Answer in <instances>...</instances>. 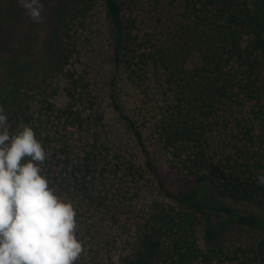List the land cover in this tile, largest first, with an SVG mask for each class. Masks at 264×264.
I'll list each match as a JSON object with an SVG mask.
<instances>
[{
	"label": "trees",
	"instance_id": "obj_1",
	"mask_svg": "<svg viewBox=\"0 0 264 264\" xmlns=\"http://www.w3.org/2000/svg\"><path fill=\"white\" fill-rule=\"evenodd\" d=\"M144 5L157 14L153 29L138 22ZM164 5L175 11L167 22ZM101 10L112 61L141 114L126 113L112 93L107 105L144 160L138 166L120 141H76L77 131L73 141H40L54 149L44 174L77 212L76 264H264V0H56L41 23L0 0V106L11 131L28 124L42 135L35 121L54 113L50 98L64 78L69 102L82 93L70 71L76 25ZM60 114L44 137L83 125L70 107ZM153 155L172 184L191 189L170 192ZM147 179L158 197L140 206Z\"/></svg>",
	"mask_w": 264,
	"mask_h": 264
},
{
	"label": "clouds",
	"instance_id": "obj_2",
	"mask_svg": "<svg viewBox=\"0 0 264 264\" xmlns=\"http://www.w3.org/2000/svg\"><path fill=\"white\" fill-rule=\"evenodd\" d=\"M19 3L29 20L43 21V0ZM47 158L34 129L11 131L0 106V264H76L84 251L73 202L44 174Z\"/></svg>",
	"mask_w": 264,
	"mask_h": 264
},
{
	"label": "rangeland",
	"instance_id": "obj_3",
	"mask_svg": "<svg viewBox=\"0 0 264 264\" xmlns=\"http://www.w3.org/2000/svg\"><path fill=\"white\" fill-rule=\"evenodd\" d=\"M56 0H43L44 8L46 6H51ZM146 1V0H141ZM17 5L18 14L20 16L25 15V10L21 7L19 0H14ZM147 9L146 12H143ZM158 13L165 15V17L160 21L167 22L169 18L175 15L174 9H170L167 5L163 8H159ZM26 16V15H25ZM157 18V14H153V9L143 6L142 10L139 11L137 8V19L143 30L153 29L155 22L154 19ZM140 21H143L141 23ZM80 24L76 25L77 28V43L80 46L77 57L73 58L74 65L71 67L70 71L74 72V77L79 80L78 88L81 89L82 93L77 94L69 102L67 95L65 93V80L60 81L58 93L50 98L53 102L54 113L51 110H47L44 118L35 121L37 125V130L42 131V135H36L40 141H73V131L80 132L74 139L76 141H93L94 137L100 141L103 139L106 141H120L121 143H126V150L129 153L136 155V164L138 166L142 165L141 160L144 154L132 147V143L128 141H133L132 134L127 131L124 127L123 122L118 120L115 112L111 110V107L107 105L109 94L112 93L117 101L121 103L123 109L126 113H133L138 111L137 105L140 102V98L136 90L133 88L132 84H129V80L125 81L121 69L117 68L112 61V36L111 27L108 18L106 17L104 11L98 12L97 20L90 24L84 25L82 20ZM142 30V32H143ZM82 96V97H80ZM69 102V103H68ZM69 107L72 111H77L81 114L82 126H78L75 123L68 124L69 135H64L60 129L55 131L54 138L44 137V134L48 131L43 130L47 125L54 124L59 125L58 119H62L60 116H56L57 112L63 109H68ZM137 114V112H135ZM141 114V113H140ZM140 114H137L139 117ZM37 116V113L34 114ZM75 116V113L73 114ZM59 117V118H58ZM63 120V119H62ZM42 124H41V122ZM80 127V128H79ZM84 129L87 130V135L84 136ZM92 134V135H91ZM82 135V137H81ZM60 136L59 138H57ZM103 137V138H102ZM129 143V144H128ZM123 144V145H126ZM45 145L48 156L52 154L54 149H50L48 144ZM141 150V149H140ZM145 157V156H144ZM152 164L157 175L162 179L166 187L170 192H184L191 189L188 183L184 184H172L166 173V167L164 161L157 155L151 157ZM154 180H145V196L139 193V205L143 206L151 198L158 197V193L153 186Z\"/></svg>",
	"mask_w": 264,
	"mask_h": 264
}]
</instances>
